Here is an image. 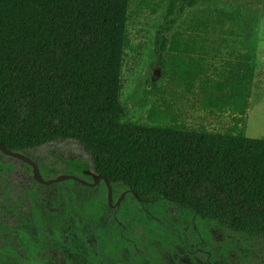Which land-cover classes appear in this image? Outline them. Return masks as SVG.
Here are the masks:
<instances>
[{"label":"trees","instance_id":"obj_1","mask_svg":"<svg viewBox=\"0 0 264 264\" xmlns=\"http://www.w3.org/2000/svg\"><path fill=\"white\" fill-rule=\"evenodd\" d=\"M210 2L170 0L154 40L161 68L184 14ZM128 12L129 0H0V143L27 155L78 142L93 175L140 206L164 200L264 240V139L120 123ZM84 256L97 264L90 246Z\"/></svg>","mask_w":264,"mask_h":264},{"label":"rangeland","instance_id":"obj_2","mask_svg":"<svg viewBox=\"0 0 264 264\" xmlns=\"http://www.w3.org/2000/svg\"><path fill=\"white\" fill-rule=\"evenodd\" d=\"M169 2L129 0L119 94L126 115L121 124L170 126V117L157 104L147 108L152 105L148 88L159 82L163 70L154 40ZM249 3L258 6L259 14L257 31L251 33L264 40V0ZM195 37L175 27L173 53L165 56L170 73L188 63L175 53L174 41ZM257 133L252 138L264 139ZM27 156L47 178L93 169L91 157L72 140L48 143ZM104 188L102 182L97 187L73 181L40 185L23 162L0 153V264H90L84 256L88 246L102 253V264H264L263 239L223 229L164 200L142 207L132 194L124 196L123 207L114 214ZM124 190L114 187L115 193Z\"/></svg>","mask_w":264,"mask_h":264},{"label":"crops","instance_id":"obj_3","mask_svg":"<svg viewBox=\"0 0 264 264\" xmlns=\"http://www.w3.org/2000/svg\"><path fill=\"white\" fill-rule=\"evenodd\" d=\"M249 1L211 0L181 19V31L196 36L174 41L188 63L175 76L164 57L159 82L148 88L147 108L157 104L170 117L165 128L247 138L262 130L257 135L264 136V40L251 33L259 14Z\"/></svg>","mask_w":264,"mask_h":264},{"label":"water","instance_id":"obj_4","mask_svg":"<svg viewBox=\"0 0 264 264\" xmlns=\"http://www.w3.org/2000/svg\"><path fill=\"white\" fill-rule=\"evenodd\" d=\"M0 153L4 156L17 159L23 162L24 164L28 165L32 169L34 180L43 186L54 185L60 182L72 180V181L82 184L83 186L93 187V186H97L101 181H103L105 187L108 190V203L110 206H113V185L109 182V180L104 175L94 176L90 170H84L83 175L93 177L94 181L91 183L73 174H63V175L56 176L54 178L45 179L41 172L39 164L35 160L30 158L29 156L22 154V153L15 152L5 147L1 143H0ZM127 193L134 194L133 191L129 189L120 196V201L123 199L124 195ZM120 201L117 203L118 206L120 205Z\"/></svg>","mask_w":264,"mask_h":264},{"label":"flooded vegetation","instance_id":"obj_5","mask_svg":"<svg viewBox=\"0 0 264 264\" xmlns=\"http://www.w3.org/2000/svg\"><path fill=\"white\" fill-rule=\"evenodd\" d=\"M74 175V174H73ZM44 176V175H43ZM75 176H77V175H75ZM78 177H81V178H83L84 180H86V181H88V182H93L94 181V179H93V177H91V176H85V175H83V171L81 172V174H80V176H78ZM45 178V177H44ZM46 179V178H45ZM70 181H72V180H70ZM73 182H75V181H73ZM101 182H103V181H101ZM100 182V183H101ZM76 183H78V182H76ZM100 183L97 185V186H99L100 185ZM78 184H80V183H78ZM103 185H104V183H102ZM81 186H83L82 184H80ZM97 186H93V187H97ZM85 187H91V186H85ZM104 187H105V185H104ZM105 189V191H106V201H107V206H109L110 208H109V210H111V211H113L114 212V214H116L117 213V211L119 210V209H121L122 207H123V203H125V201L126 200H123L124 199V197H123V199L120 201V196L126 191V190H124V191H122V192H117V193H115V191H114V187H113V206H110L109 205V203H108V190H107V188L105 187L104 188ZM127 194H129V193H127ZM126 195V194H125ZM124 195V196H125ZM134 197V196H133ZM135 198V197H134ZM120 201V205L118 206L117 205V203ZM150 207V206H149ZM131 209H133V207L131 206L130 207ZM197 217V216H196ZM115 220H116V222L117 221H120V219L116 216L115 217ZM187 225H189V224H186V228H187ZM90 251L93 253V255H96L97 256V264H102V253L100 252V251H98L97 252V250L96 249H94L92 246H90ZM86 257V256H85ZM88 257H91V255L90 256H88ZM184 263V262H183ZM185 264H195V263H185Z\"/></svg>","mask_w":264,"mask_h":264}]
</instances>
